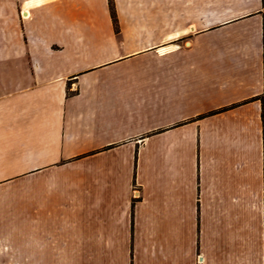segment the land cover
<instances>
[{"label":"crops","instance_id":"0c3cea01","mask_svg":"<svg viewBox=\"0 0 264 264\" xmlns=\"http://www.w3.org/2000/svg\"><path fill=\"white\" fill-rule=\"evenodd\" d=\"M0 264H264V0H0Z\"/></svg>","mask_w":264,"mask_h":264},{"label":"built area","instance_id":"2783aa9c","mask_svg":"<svg viewBox=\"0 0 264 264\" xmlns=\"http://www.w3.org/2000/svg\"><path fill=\"white\" fill-rule=\"evenodd\" d=\"M138 194H139V191L135 189V196H137Z\"/></svg>","mask_w":264,"mask_h":264}]
</instances>
